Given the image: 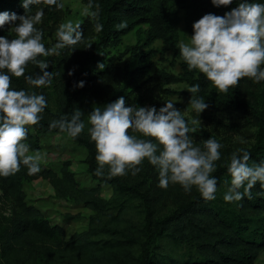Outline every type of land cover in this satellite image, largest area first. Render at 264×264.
I'll list each match as a JSON object with an SVG mask.
<instances>
[{
    "label": "trees",
    "instance_id": "obj_1",
    "mask_svg": "<svg viewBox=\"0 0 264 264\" xmlns=\"http://www.w3.org/2000/svg\"><path fill=\"white\" fill-rule=\"evenodd\" d=\"M81 1L89 6V0ZM239 2L232 0L227 6H214L211 0H92L91 9L98 6L99 15L81 23L84 40L72 50L69 47L60 50L54 59L41 57L49 63L46 70L54 73L50 85L36 87L26 81V75L35 76L40 71L32 62L28 63L24 76L11 77V87L42 92L47 100L42 119L31 125L34 133L28 132L26 142L30 150L39 149L41 134L61 132L49 128L51 120L65 114L70 118L76 108L86 115L90 113L87 104L92 101H102L97 106L104 107L120 96H124L126 106L140 100L134 94L135 81L151 70L150 80L155 84L199 83L200 90L195 95L205 98L209 118L219 127L236 128V125L224 123L217 114L246 112L245 122L256 127L254 143L247 147L251 154L249 163L264 161V97L260 102L244 97V77L227 93L220 92L203 73L189 70L179 51L180 11L184 29L191 36L193 23L204 14L223 16ZM39 5L31 6L27 14L33 15ZM44 9V23L48 26L56 23L60 8L45 3ZM4 10L26 14L22 0H0V11ZM121 21H126V26L118 28ZM97 23L103 25L99 31ZM143 24L146 27L140 29ZM134 28L138 32L136 42L127 45L124 53L131 52L143 64L131 70L109 65L100 69L99 64L108 56L107 47L117 45ZM13 32L8 24L0 28V35L9 39L16 37ZM156 41L160 42V49L152 47ZM163 52H171L179 60L180 73L172 74L153 66L150 59ZM80 81L83 86H79ZM84 115L85 130L71 139L86 149L90 176L110 185L112 195L105 200L100 197L98 185L80 187L67 163L59 174L42 169L30 175L22 165L17 173L0 176V197L11 203L9 214L0 209V264H254L264 251V187L257 181L251 198L225 201L224 194L231 184L230 154L228 162L217 165L212 173L217 177L213 200L204 199L199 191L188 194L178 183L161 187L158 170L147 159L142 166L150 173L148 179L133 174L132 170L125 175L98 176L97 149ZM38 177L47 180L58 197L81 203L93 211L85 230L67 236L61 226L50 223L36 206L25 201L23 181ZM168 197L179 204L164 214ZM162 239L171 245L167 252L156 251V243Z\"/></svg>",
    "mask_w": 264,
    "mask_h": 264
},
{
    "label": "clouds",
    "instance_id": "obj_2",
    "mask_svg": "<svg viewBox=\"0 0 264 264\" xmlns=\"http://www.w3.org/2000/svg\"><path fill=\"white\" fill-rule=\"evenodd\" d=\"M42 2L64 7L63 0H22L26 14L0 11V28L12 25L11 29L16 33L11 39L0 35V176L3 177L17 173L22 165L27 167L30 175L39 173L40 161L45 156L39 151L29 154L30 145L26 140L27 126L37 125L42 119L46 97L42 92L11 87V77L24 76L28 63L32 62L40 71L35 76L26 75V81L36 87L50 85L54 73L46 70L49 63L41 57L59 54L66 47L72 50L84 40L81 21L67 20L58 27L54 46L46 48L42 42L43 32L36 27L43 17V9L33 15L27 14L31 6ZM211 2L214 6H227L232 0ZM91 4L92 0H89L83 14L98 17V6L92 10ZM125 26L126 21L117 25L118 28ZM102 27V24H96L97 31ZM192 27L189 42L179 43L181 57L189 70L197 69L203 73L222 93L238 85L242 77H249L254 83L264 81V0H240L223 16L204 14ZM104 66L99 64L101 69ZM83 83L80 81L79 86ZM188 90L192 94L191 109L199 118L208 104L204 97L195 95L200 90L199 83L190 85ZM83 115L76 108L70 118L65 114L51 120L49 128H58L76 138L85 130ZM87 120L90 125L87 131L97 149L96 175L103 176L105 167L112 176L125 175L128 170L135 174L140 171L138 166L147 159L158 170L161 187L178 183L185 192H190L195 186L204 199L216 198L217 177L212 173L221 158L223 144L214 137L206 139L203 148L194 143L190 133L196 132L197 119L191 121L193 126L190 127L185 115L175 107L174 100H166L157 110L155 106H126L124 96H120L104 107H94ZM250 155L243 147L231 154L228 164L231 184L224 194L225 201L251 198L257 181L264 187V161L250 164Z\"/></svg>",
    "mask_w": 264,
    "mask_h": 264
},
{
    "label": "rangeland",
    "instance_id": "obj_3",
    "mask_svg": "<svg viewBox=\"0 0 264 264\" xmlns=\"http://www.w3.org/2000/svg\"><path fill=\"white\" fill-rule=\"evenodd\" d=\"M64 7L60 8V17L56 23H50L49 26L44 23L45 20V3H41L35 12L39 9H43V17L40 22L36 24V27L43 32L42 42L46 48H51L57 41V29L61 23L67 20L73 22L81 21L85 23L90 19V15H84L83 10L87 7L81 0H63ZM34 12V14H35ZM179 22V39L184 42H189L190 35L186 32L183 26V12L180 11ZM19 23V21H17ZM12 25H9L11 28ZM140 29H144L146 25L139 26ZM138 28V27H137ZM137 28H134L127 34L120 38V41L115 46H108V56L102 63L104 65L128 69H134L137 66L143 64V62L131 52L124 53L127 45L135 44L137 39ZM15 33V31L13 32ZM189 36V37H188ZM156 49H160V42L156 41L153 46ZM60 52V51H59ZM57 53H50L49 57L57 56ZM150 61L154 67L161 68L172 74H178L182 71L179 60L174 57L171 52L156 53ZM101 69V68H100ZM103 69V68H102ZM198 71L197 69H195ZM152 71L149 70L146 74L138 77L135 81L137 90L135 95L140 96V100H133L129 105L135 106H155L157 110L162 107L166 100H174L175 107L182 111L185 115V119L189 121V126L193 119H197L196 132L190 133L194 139V143L204 146V141L209 137H214L221 141L223 148L221 151V158L216 163L226 164L228 162V155L232 154L238 148H247L254 143L256 127L253 124H247L245 119L248 114L244 111H236L233 114L219 113L218 118L224 123L229 125H236V128L232 127H219L213 124L209 118V112L204 109L199 118L197 114L191 109L190 99L191 92L188 90L190 86L186 82H178L174 84L159 85L150 80ZM244 97L258 99L260 102L264 97V81L254 83L249 77H244L242 82ZM176 100V101H175ZM102 101H92L88 103V109L91 112L94 107L101 104ZM88 114L84 115L87 119ZM28 132L34 133L31 125H28ZM39 149L29 151V154H34L36 151L44 153V159L40 161L42 169H52L58 174L64 163H67V168L73 173L74 179L82 188H90L98 185L100 187V197L107 200L112 195V188L110 185L99 182L93 179L87 171V164L85 162L86 149L73 141L71 137L65 132H49L40 135ZM140 171L136 172L139 177L149 178L150 173H147L146 166H138ZM104 173L108 174V168L105 167ZM22 189L25 194V201L28 204L36 206L42 215L52 224H57L63 228L67 236L83 231L87 228L88 218L93 212L91 209L85 207L81 203H74L66 198L58 197L53 190L51 184L41 178H35L32 180H25L22 183ZM198 189L193 186L192 190L188 194L197 192ZM179 201L173 197H168L165 200L164 214L172 211ZM11 203L9 200L2 199L0 197V209L9 214ZM156 251L167 252L171 249V245L167 240H160L156 243ZM254 264H264V251H262L254 261Z\"/></svg>",
    "mask_w": 264,
    "mask_h": 264
}]
</instances>
